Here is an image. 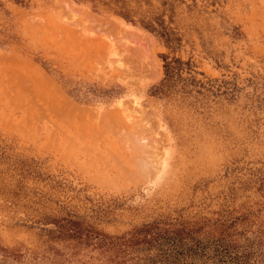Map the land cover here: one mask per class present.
Here are the masks:
<instances>
[{"label":"rangeland","instance_id":"rangeland-1","mask_svg":"<svg viewBox=\"0 0 264 264\" xmlns=\"http://www.w3.org/2000/svg\"><path fill=\"white\" fill-rule=\"evenodd\" d=\"M0 264H264V0H0Z\"/></svg>","mask_w":264,"mask_h":264},{"label":"bare ground","instance_id":"bare-ground-1","mask_svg":"<svg viewBox=\"0 0 264 264\" xmlns=\"http://www.w3.org/2000/svg\"><path fill=\"white\" fill-rule=\"evenodd\" d=\"M134 123V122H133ZM126 126V125H125ZM137 137V136H136ZM137 138H140L141 139V137H137ZM140 139H139V141H140ZM141 140H143V141H145V138H142Z\"/></svg>","mask_w":264,"mask_h":264}]
</instances>
